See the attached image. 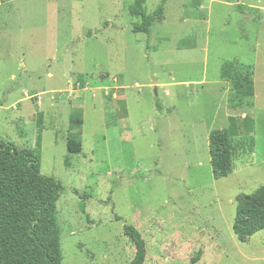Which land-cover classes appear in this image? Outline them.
I'll return each mask as SVG.
<instances>
[{"label":"rangeland","instance_id":"1","mask_svg":"<svg viewBox=\"0 0 264 264\" xmlns=\"http://www.w3.org/2000/svg\"><path fill=\"white\" fill-rule=\"evenodd\" d=\"M137 3L153 15L162 0H0V140L61 182L62 264H133L126 225L145 264H264V230L245 243L233 230L264 187V0H168L150 35L134 33ZM227 61L254 97L221 78ZM246 117L254 133L215 179L210 135Z\"/></svg>","mask_w":264,"mask_h":264},{"label":"trees","instance_id":"2","mask_svg":"<svg viewBox=\"0 0 264 264\" xmlns=\"http://www.w3.org/2000/svg\"><path fill=\"white\" fill-rule=\"evenodd\" d=\"M167 2L162 0L153 15H148L143 4L137 3L132 14L141 17L142 22L134 26V33L150 35L152 27L163 21ZM236 68V64L227 61L221 78L231 81L239 96L254 97L251 73ZM83 125L84 111L77 109L71 116L73 133L68 138V149L73 155L83 151ZM253 133L254 123L249 117L231 118L227 128L211 133L210 156L215 179L225 178L233 170L232 139ZM42 134L40 126L39 143ZM63 192L61 182L42 174L35 151H20L0 140V264H62L57 203ZM233 230L242 243L264 230V187L239 200ZM125 234L136 248L133 264H145L148 248L142 234L131 225L125 226Z\"/></svg>","mask_w":264,"mask_h":264},{"label":"water","instance_id":"3","mask_svg":"<svg viewBox=\"0 0 264 264\" xmlns=\"http://www.w3.org/2000/svg\"><path fill=\"white\" fill-rule=\"evenodd\" d=\"M156 92H157V89H156Z\"/></svg>","mask_w":264,"mask_h":264}]
</instances>
